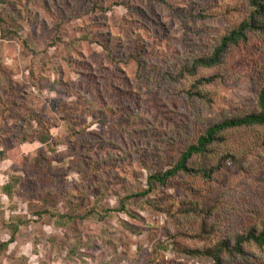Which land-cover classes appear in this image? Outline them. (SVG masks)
<instances>
[{"label":"rangeland","instance_id":"obj_1","mask_svg":"<svg viewBox=\"0 0 264 264\" xmlns=\"http://www.w3.org/2000/svg\"><path fill=\"white\" fill-rule=\"evenodd\" d=\"M249 11L248 0L3 3L0 245L17 232L0 264H215L189 254L262 228L264 124L222 132L190 172L132 196L208 126L258 110L261 31L216 66L163 78L209 55ZM220 257L264 264V245Z\"/></svg>","mask_w":264,"mask_h":264},{"label":"trees","instance_id":"obj_2","mask_svg":"<svg viewBox=\"0 0 264 264\" xmlns=\"http://www.w3.org/2000/svg\"><path fill=\"white\" fill-rule=\"evenodd\" d=\"M6 1L7 0H0V9L3 3ZM160 1L164 2V0ZM248 5L250 8L248 17L242 20L238 26L223 35L219 43L214 47L213 51L209 55L196 57L190 64H186L181 67L176 75L168 73L164 74L163 78L165 77L169 81H177L184 75H195L199 68H209L216 66L221 62V59L226 53L227 49L231 45L245 40L247 38L248 32L261 31L264 33V0H248ZM1 23L2 22H0V32L2 35H4L5 29ZM212 80V77L201 78L199 79L198 83H208ZM257 106L258 110L256 112H250L240 116H231L208 126L206 130L195 139V142L190 143L183 148L176 162L170 168L163 172L150 174L147 178V189L142 193H134L132 196L146 195L153 190L154 184H165L166 181L173 178L180 172H190L192 170L188 165L190 160L195 156L205 155L208 152L209 147L214 142L221 139L220 134L222 132L239 127L264 124V88H261L258 93ZM47 139L48 137H40V141L42 142H46ZM5 154V151L0 150V158L5 157ZM216 170H218V167H216ZM200 171L202 172V175L210 177L213 169L211 168L209 173H207L206 170L202 168ZM12 181H14V183H12ZM15 183L16 180L15 177H13L12 180L2 186V192L11 197ZM122 207L123 205H121V208ZM16 232L17 226L13 227L10 238L7 241L1 243L0 247H6L9 245L14 240ZM245 242H253L258 246H263L264 223L262 224V228L260 230H257L255 227H253L248 229L244 234L237 235L233 241H230L229 239H222V241L217 243L216 247L210 251H193L190 252L189 255H194V257L198 255L207 256L210 257V260H212L213 263L221 264L220 255L222 252L228 254L240 253L242 252V245Z\"/></svg>","mask_w":264,"mask_h":264}]
</instances>
